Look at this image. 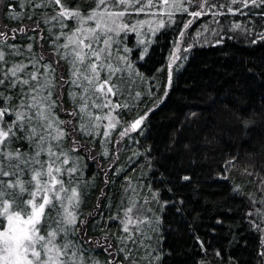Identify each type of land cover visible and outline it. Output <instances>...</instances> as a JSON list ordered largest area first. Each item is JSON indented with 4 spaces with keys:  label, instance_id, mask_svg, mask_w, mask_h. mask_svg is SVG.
<instances>
[{
    "label": "snow or ice",
    "instance_id": "6c2138e0",
    "mask_svg": "<svg viewBox=\"0 0 264 264\" xmlns=\"http://www.w3.org/2000/svg\"><path fill=\"white\" fill-rule=\"evenodd\" d=\"M202 17L208 19L195 37L203 42L239 38L264 47V0H0V264H206L201 253L209 248L220 264H264V161L241 172L258 178V186L231 177L237 155L217 173L232 181L228 199L241 204V224L261 234L250 260L236 255L248 241L231 224L223 242L213 243L215 225L211 235L197 234L191 253L167 242L181 225L191 227L194 209L180 190H196L198 162L195 151L191 171L169 169L158 159L179 152L178 137L163 151L147 143L150 116L163 101L156 97L142 107L155 94L151 84L147 93L134 85L147 79L139 61L157 34L175 26L183 38ZM173 48L165 100L173 62L188 58L176 54V41ZM240 115L237 110L250 136L249 120ZM228 121L222 122L230 135ZM129 142L136 150L123 162ZM97 190L94 210L85 213ZM217 210V225L234 224L228 214L240 212L227 201Z\"/></svg>",
    "mask_w": 264,
    "mask_h": 264
},
{
    "label": "trees",
    "instance_id": "16d2710c",
    "mask_svg": "<svg viewBox=\"0 0 264 264\" xmlns=\"http://www.w3.org/2000/svg\"><path fill=\"white\" fill-rule=\"evenodd\" d=\"M234 19L243 18L237 16ZM157 36L158 40L148 46L147 54L139 61L140 71L147 77L139 91L145 93L151 84L155 94L146 96V103L142 107H151V101L156 97H159L158 103L163 101L150 116L149 135L152 139L147 143L154 142V146L163 151L171 139L178 137L179 152L158 157L169 169L191 171L193 151L198 162L194 178L196 190L192 186L180 190V195L188 202V208L194 209L189 218L191 227L181 225L167 242L191 253L198 245L195 239L197 234L202 237L205 233L211 235V227L215 225L217 233L213 243L217 239L223 242L231 224L233 230L241 231L248 241V246L238 249L236 255L242 260H250L261 242L260 236L246 222L241 224V204L228 199L232 181L219 179L217 173L225 167L230 155H237L231 177L237 183L252 180L256 186L259 185L258 178L242 176L241 172L249 162H256L259 166V162L264 161V47L248 46L239 38H226L223 44L215 46L209 43L193 47L181 67L173 72V86L169 90V98L165 100L163 93L168 90L166 63L179 32L173 26L166 32L162 30ZM249 68L254 71L249 72ZM189 109L196 111L197 115L192 116ZM237 110L241 114V121L249 120L250 136L244 135L245 129L236 120ZM213 111L220 115L214 116ZM223 118H229L228 122L233 125L230 135L223 127ZM116 135L113 133L114 138ZM138 139L141 145L147 146L142 138ZM184 143L191 145L192 150L185 149ZM124 158L126 154L122 153L123 162ZM130 174L137 175L138 171ZM98 176L102 181V174ZM99 187H103L102 183ZM98 196V190L90 194L85 213L94 210ZM225 201L240 209V212L228 214L235 218L234 224L230 219L225 225H217L213 217L218 215V205ZM248 206L245 202L244 207ZM95 234L89 231V235ZM201 256L206 264H220V257L211 248Z\"/></svg>",
    "mask_w": 264,
    "mask_h": 264
},
{
    "label": "rangeland",
    "instance_id": "374dc122",
    "mask_svg": "<svg viewBox=\"0 0 264 264\" xmlns=\"http://www.w3.org/2000/svg\"><path fill=\"white\" fill-rule=\"evenodd\" d=\"M142 2H143L144 4H147V0H142ZM160 6L163 7L162 3L160 4ZM139 15H140L142 18H145V19H150V18H151V17L147 16L145 13H140ZM206 19H208V18H207V17H202V18H200V20H197L196 23H194V24H193V25H192V26L186 31V35H185V37L181 38L180 36H178V38L176 39L177 46L179 47V52L176 53L177 55H179V56H181V57H183V56H185V55L188 56V53L190 52V50H191L193 47L198 46V45L209 44L208 42H203V37H200V38L195 37V31H196V29L199 27L201 21L206 20ZM181 28H182V27H181ZM196 39H200L202 42L199 43V44H196V43H195ZM190 42L193 43L194 46H193L190 50H188V52L186 53V52H185V48L187 47V44L190 43ZM149 45H150V44H149ZM149 45H148V46H149ZM173 52H175V48L172 47L170 53H173ZM184 61H185V59H179V60L174 61L173 64H172L173 72L176 71V70H178V69L181 67V65L183 64ZM169 62H170V55H169V57H168V59H167V63H166V71H167V74H168V72H169V68H168V64H169ZM177 65H180V67L177 68ZM141 87H143V84H142V82H140V81L138 80V81H137V84L134 85V88H135L136 91H139V89H140ZM147 92H148V91H145V93H147ZM133 152H134V145H131V142H129V148H126V149L122 150V152H121V155H122V153H125V154H126V158H124L125 162L128 161V157H130V156L132 155ZM248 187H249V188H252L253 185H252V184H249ZM258 234H259V236H260V241H261V234H260L259 232H258Z\"/></svg>",
    "mask_w": 264,
    "mask_h": 264
}]
</instances>
